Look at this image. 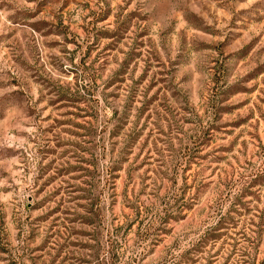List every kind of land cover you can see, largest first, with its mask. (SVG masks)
Returning <instances> with one entry per match:
<instances>
[{"label":"rangeland","instance_id":"rangeland-1","mask_svg":"<svg viewBox=\"0 0 264 264\" xmlns=\"http://www.w3.org/2000/svg\"><path fill=\"white\" fill-rule=\"evenodd\" d=\"M0 264H264V0H0Z\"/></svg>","mask_w":264,"mask_h":264}]
</instances>
